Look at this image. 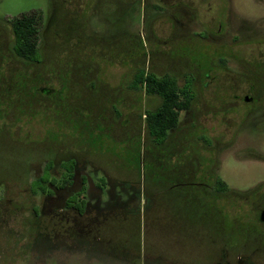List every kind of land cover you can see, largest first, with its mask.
<instances>
[{"label": "rangeland", "instance_id": "obj_1", "mask_svg": "<svg viewBox=\"0 0 264 264\" xmlns=\"http://www.w3.org/2000/svg\"><path fill=\"white\" fill-rule=\"evenodd\" d=\"M162 3L0 0V264H264V0ZM39 12L42 62L28 63L11 21ZM145 71L196 80L164 145L145 116L161 100L135 86ZM76 163L92 201L109 178L127 189L92 245L50 199Z\"/></svg>", "mask_w": 264, "mask_h": 264}, {"label": "trees", "instance_id": "obj_2", "mask_svg": "<svg viewBox=\"0 0 264 264\" xmlns=\"http://www.w3.org/2000/svg\"><path fill=\"white\" fill-rule=\"evenodd\" d=\"M42 22L43 14L41 12L38 14H24L11 21V28L14 34L13 49L19 59L28 63L40 64L42 62L39 47ZM135 86L138 87V91H144L146 95L157 97L161 100L160 106L153 111H146L145 116L148 134L154 142L164 145L168 141L170 132L179 126L180 114L183 111L190 110L192 107L194 102V96L191 94L193 82L187 80L181 85L174 76L166 75L161 77L155 73L145 71L138 77ZM75 165L67 171V174L72 176ZM216 185L220 193L230 191L228 184L223 180H218ZM129 212L132 213L134 210L130 209ZM115 216L118 217L120 215L116 211L111 212L108 219L103 221L102 224H107L111 219L115 220ZM101 229L98 227L96 229L97 241L102 239ZM113 254L116 255L115 252Z\"/></svg>", "mask_w": 264, "mask_h": 264}, {"label": "flooded vegetation", "instance_id": "obj_3", "mask_svg": "<svg viewBox=\"0 0 264 264\" xmlns=\"http://www.w3.org/2000/svg\"><path fill=\"white\" fill-rule=\"evenodd\" d=\"M144 1H147V3L152 2L156 6L164 5L162 3V0H144ZM184 2H185V0H184ZM207 4H211V3H209V1H208ZM121 5H124L123 1H122ZM185 7H186V9H190L189 8L190 6L188 5V3H186ZM178 11H181L184 19L186 20V23L188 22L187 20L192 19L194 17V15H193L194 10L193 9L186 11L184 8H182L181 10H178ZM184 26H183V29H184ZM195 81L196 80L193 81V86L195 84ZM77 167H78V163H76V165H75V169H74L72 176L70 174H67L64 177L66 179H65V181L63 180L64 183L61 186V188L55 189L54 196H52V195H51V197L49 195H47V196H48V198L50 197V199L52 200L53 206H55V205L58 207L66 206L68 212L64 213V216H62L60 219L64 220L65 224L66 223H68V224L72 223V228H73L72 232L74 230L73 235L76 236L75 240H79L81 242L83 241L84 243L92 245L93 243L97 242V238H96L97 227L96 226L99 223L106 221L111 212L117 211L114 209L115 207L116 208H123V206H124L123 203L121 202L122 201L121 193L118 192L117 187L122 186L124 189L122 191H124L125 194H127L126 193L127 189L125 188L126 186L124 184H120L118 186L109 178L108 179V185L110 187L106 186V188H105L106 194H108L107 200H103V198L100 196L99 199H96V201H92L90 199V196L89 197L87 196L88 191H90V189L93 185V184H91V178H90V176L87 175V173H84V170L80 171V173H79L77 171ZM171 175L174 177V181H180L181 180L182 182H184L186 184H190L193 180V176L189 175L190 176L189 177V176L183 175V174L180 175L179 171H176L175 175L174 174H171ZM169 177H170V175H169ZM170 179H171V177H170ZM111 181L113 182V184H111ZM87 185H88V187H87ZM75 186L77 187V189H75L74 190L75 192H73V193H76V191H78L79 193L81 191H85V193L80 195L79 197H77L74 204H72L70 206L68 204H69V198L71 196L69 195V197H66L65 193H67L69 191V188H72ZM99 189L102 191V194L104 197V190H102V187H100ZM132 190L136 191L133 187H132ZM108 198H109V200H108ZM134 201L138 203L136 197L132 196V199H130L129 202L132 203ZM58 203H59V205H58ZM112 203H114V204L112 205ZM127 205H129V203H127ZM124 207H126V205ZM128 208H130V207H128ZM130 209H132V208H130ZM263 212H264V207L260 210V213H259V222L262 223V225H264V222L261 221V214ZM240 261H243L245 264H246V262H249L250 264H254L251 260L244 261V259H242L241 257H240ZM243 262H241L240 264H243ZM228 264H234V263H228Z\"/></svg>", "mask_w": 264, "mask_h": 264}, {"label": "water", "instance_id": "obj_4", "mask_svg": "<svg viewBox=\"0 0 264 264\" xmlns=\"http://www.w3.org/2000/svg\"><path fill=\"white\" fill-rule=\"evenodd\" d=\"M247 100L249 101L250 99L247 98ZM261 221L264 222V212L261 214Z\"/></svg>", "mask_w": 264, "mask_h": 264}, {"label": "crops", "instance_id": "obj_5", "mask_svg": "<svg viewBox=\"0 0 264 264\" xmlns=\"http://www.w3.org/2000/svg\"><path fill=\"white\" fill-rule=\"evenodd\" d=\"M149 97H151V96H149ZM152 98H157V97H152ZM192 105H193V104H192ZM159 106H160V105H159ZM159 106H158V107H159ZM158 107H157V108H158ZM157 108H155V109H157ZM155 109H153V110H155ZM153 110H152V111H153ZM147 111H150V110H147Z\"/></svg>", "mask_w": 264, "mask_h": 264}]
</instances>
